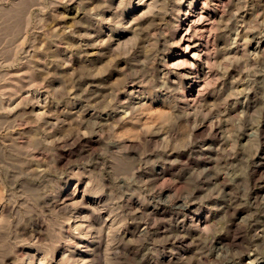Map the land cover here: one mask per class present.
Segmentation results:
<instances>
[{
	"label": "rangeland",
	"instance_id": "374dc122",
	"mask_svg": "<svg viewBox=\"0 0 264 264\" xmlns=\"http://www.w3.org/2000/svg\"><path fill=\"white\" fill-rule=\"evenodd\" d=\"M202 1L0 0V264H264V0Z\"/></svg>",
	"mask_w": 264,
	"mask_h": 264
},
{
	"label": "bare ground",
	"instance_id": "6f19581e",
	"mask_svg": "<svg viewBox=\"0 0 264 264\" xmlns=\"http://www.w3.org/2000/svg\"><path fill=\"white\" fill-rule=\"evenodd\" d=\"M224 1V0H223ZM205 2V1H204ZM204 2L202 1V0H190V2H189V4H187V6H185V8H186V10L184 11L185 12V15L183 16V17H181L180 18V20L178 21V23H177V29H176V33L178 34H180V38H181V40L183 39L187 44H186V46H187V48H190V47H194L197 51L195 52V55H201V53H204V54H206V50H208V46L206 47V45H205V47L203 46V43H202V40H203V37L205 36H202V37H200L199 36V38L198 37H196L197 38V40L195 39V35L191 32V29H190V27L189 26H187V27H189V28H184L187 24H186V22L187 21H190V22H192L191 24H193L194 23V21L192 20L193 19V17H192V12H196V10L197 9H199V8H201L202 9V11H204V12H207V10H206V4H204ZM180 8V7H179ZM181 10L183 11V8H181ZM201 11V12H202ZM183 14V13H182ZM200 14V13H199ZM206 15V14H205ZM244 16V15H243ZM208 18H210V17H208ZM207 18V19H208ZM195 19V18H194ZM199 19V18H198ZM197 23V22H196ZM212 26H213V24H212V22H209V24H207V25H204V26H202V24L201 25H199V27L201 28V31H203V29H205V30H211V28H212ZM200 28H198V29H200ZM182 29H183V32H182ZM246 29V28H245ZM199 31V30H198ZM204 32V31H203ZM243 33V32H242ZM178 37V36H177ZM208 38V37H207ZM213 38V37H212ZM211 39V38H210ZM211 41V40H210ZM210 45H212V43L210 44ZM187 50V49H186ZM254 50H255V48H254ZM233 53V52H232ZM231 54V53H230ZM191 55V54H190ZM194 55V56H195ZM223 55V54H222ZM181 56V55H180ZM197 56V57H198ZM203 56V55H202ZM204 57V56H203ZM212 57V56H211ZM187 58V57H186ZM193 58V57H192ZM222 58V57H221ZM198 59V58H197ZM186 60V59H185ZM176 61H177V59H176ZM182 61V60H181ZM206 61V60H205ZM188 62V61H187ZM181 63H183V62H181ZM192 68V67H191ZM186 73V72H185ZM207 75V74H206ZM201 79V78H200ZM206 81V80H205ZM204 81V82H205ZM203 84V83H202ZM204 85V84H203ZM200 86V85H199ZM202 88V87H201ZM198 91V90H197ZM190 93V92H189ZM192 103V102H191ZM190 103V104H191ZM221 112V111H220ZM259 260V259H258ZM249 262V261H248Z\"/></svg>",
	"mask_w": 264,
	"mask_h": 264
}]
</instances>
